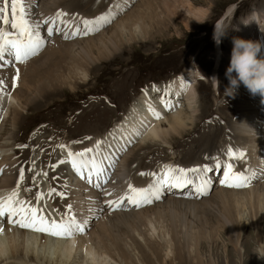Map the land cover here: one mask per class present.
<instances>
[{
	"label": "bare ground",
	"instance_id": "obj_1",
	"mask_svg": "<svg viewBox=\"0 0 264 264\" xmlns=\"http://www.w3.org/2000/svg\"><path fill=\"white\" fill-rule=\"evenodd\" d=\"M212 5V0H206V5L201 0H28V19L40 24L44 46L25 64H12L0 71V79L7 85V90L0 93V200L10 196L14 192L11 188L16 187L27 200L44 206L58 222L74 217L83 231H74L70 237H56L21 228L8 223L4 217L0 219V264H205L200 255L203 242L212 244L225 240L239 250L240 238L250 225L257 235H264L258 224V219L264 220V97L252 95L241 84L232 97L234 117L227 119L221 114L220 125L214 122L199 131L197 128L202 122L199 120L207 113L208 117L209 112L199 91L203 83L200 76L204 74L197 63L188 64L170 85L164 84L165 93L160 95L170 108L165 107L161 98L156 99L155 90H145L139 99H132L131 105L123 109L127 110L119 118L123 122H117L109 135L88 134L74 143H67L57 134L55 139L50 137L39 150H45L44 157H49L40 159L45 160L43 167L27 162L32 149L15 147L20 140L18 130L31 105H46L65 91L76 93L93 78L97 80L107 66L111 67L110 74L116 72L120 76V79L116 77V85L120 94L125 93L136 75L124 76L123 64L112 66L119 63L117 59L126 48L133 47L135 41L163 38L170 31L179 35L182 28L193 32L214 16ZM57 10L74 15L75 21L81 17L80 25L83 20L97 21L101 16L106 19L94 23L95 30L87 36L67 35L65 39L54 31L49 37L42 21ZM235 13L233 7L229 8L215 25L225 28L228 22L232 24ZM251 13L234 23L228 47L232 51L234 38L257 42L261 45L257 56L260 59L264 58V6ZM52 26L56 29L55 24ZM0 28L13 31L10 25L0 24ZM223 44L222 39L217 45L212 72V81L218 88L223 84L222 70L231 59ZM5 55L8 61L14 59V54ZM17 68L19 79L13 86ZM134 81L138 82L136 77ZM135 89L133 86L131 90ZM112 91L107 92L106 98ZM102 100L120 109L117 102H106V99L91 103L104 105ZM54 102L50 108L57 105ZM91 103L87 106L94 108ZM125 103L123 100L121 106ZM227 105L223 108L228 109ZM150 106L162 118H155L149 111ZM93 108L85 107L79 120L95 117L99 111ZM15 127L18 129L13 132ZM194 133L197 135L193 142L185 145L186 138ZM227 136L231 138L224 140ZM97 141L102 142L98 149ZM89 148L95 150L83 159L95 158L103 169L99 175L92 176L91 182L82 179L72 166L75 154ZM229 148L237 153L243 151V159L230 158ZM182 149L183 158L179 159L175 154ZM210 150H214L219 159L217 168L231 163L235 170L249 178L248 186L235 188L213 183L211 171L202 176L210 180L205 195L197 196L191 186L170 188L163 190L159 199L153 198L152 203L140 207L124 202L115 210L109 206V201L118 199L128 190L129 183L147 188L154 183L150 174L161 173L169 165L185 169L205 166L204 154ZM56 153H60V158L53 160ZM137 158L144 161L141 166L136 164ZM28 167H32L30 175ZM90 168L91 165L83 170L85 177ZM190 175L196 180L200 174ZM28 177H32L33 183L26 181ZM40 194L42 198L37 200ZM258 247L264 257V241L259 242ZM207 263L215 264L212 258Z\"/></svg>",
	"mask_w": 264,
	"mask_h": 264
},
{
	"label": "rangeland",
	"instance_id": "obj_2",
	"mask_svg": "<svg viewBox=\"0 0 264 264\" xmlns=\"http://www.w3.org/2000/svg\"><path fill=\"white\" fill-rule=\"evenodd\" d=\"M193 1L198 2L199 0ZM201 1H204L206 5V0ZM212 4V6H214V16H210L208 21H206L205 24L195 31L187 32L184 28H182L179 35L175 34L173 31H170L168 32V35L163 38L155 37V39L151 42L135 41L133 43V47L126 48L125 53L117 59L119 63L117 64L116 62L114 63L115 65L112 66L118 67L120 64H123L126 67L124 76H129L130 74L134 76L136 75L135 77L138 82L135 84L134 77L132 82H130L131 88L125 93L122 92V94H120L118 91L119 88L116 85V82L118 79H120V76H117L118 74L116 75V72L110 74L109 72H111V67L107 66L102 69L103 72L97 76V80H94L93 78L90 80L88 85H82L83 87H81L76 93L65 91L61 96H57L51 100V102L49 100L46 105H31L27 111V114L24 116V122H22L21 130H18L19 136L18 134L17 136L20 140H18L19 142L15 145V147L19 150H21L23 146V148L28 147L32 149V153L29 156L27 162H35V165H40L43 167L45 165V160H47L49 157H44L45 150L44 152L39 150L41 149L40 147L47 143L50 137L55 139L57 135H59V137L65 141L74 143L78 140H82L88 134L106 135L108 133L109 135L115 126H117V122L118 124L123 122L120 119L127 111L126 110L124 112L128 104L132 102V99H135L134 101H136L137 98L139 99L145 90H155L154 94L157 95L156 99L158 98L157 100H159L161 98L160 94L165 93L164 87L166 83L170 85L172 82L171 80H173L174 77L178 75L183 69L189 66L188 64L193 62L199 65V71L204 74L200 76V80H202L203 83L201 88H199V91L201 97H203L202 102H207L206 110L209 112L208 117H206L208 115L207 113L205 116L206 118L204 117V119L201 118L199 120L202 122L200 127L197 129L201 131L207 126H211V124L214 122L218 123L219 120L222 121L221 114L222 117H228L227 119L233 118L234 113L232 96L225 95V89L229 85V81L225 76L226 70L229 67L228 63H226V67H224L222 70L223 84L220 86V88H218V85H215L212 81V72L216 65L215 55L216 50L218 49L217 44L212 39L215 24L225 16V13L229 8L233 7L234 11H236L232 20L233 23L230 24V22H228L226 24L225 28L228 30H226V35L222 38L224 43V51L228 54H231L232 51L229 49L228 44L231 39L229 33H232L233 31L230 29L233 28V25H235L234 23H238L237 21L245 19L251 15L253 9L264 6V0H212ZM228 6L229 8H227ZM227 26H229V28H227ZM154 32L156 31L153 30L152 33L154 34ZM129 66H134L136 68L135 71H133L134 68H130ZM120 74H123V72ZM116 77L118 79H116ZM126 80H128V77L124 79V81ZM124 84L126 83L124 82ZM133 86L136 87L135 90H131ZM111 89L115 91L109 93V95H112L106 98L107 92ZM100 99H106V102L111 103L117 102V108L120 109L117 110L115 106L106 105L105 101L103 100L102 101L104 105H100ZM94 100H97L100 103H91ZM123 100H125L126 103L124 106H121ZM49 102L50 104H48ZM53 102L57 103V105H53L55 107L52 106L53 108H50L49 105H52ZM88 102L94 104L95 107H88ZM226 103L228 104V109L226 107L223 108L224 104ZM231 105L232 108L229 109ZM85 107L89 109L93 108V110H98L99 112L95 114V117L92 116L88 121L79 120V118H81L80 114L83 112ZM98 116L104 117L101 119H96ZM72 121L74 123H72ZM220 124L221 123H218V125ZM91 128L93 130H91ZM11 129L12 126L10 124L9 130ZM17 129L18 128L15 127L13 132H15ZM28 129L29 131L24 133V130L27 131ZM196 133L198 134V132ZM196 133L191 134L190 137H188V140L186 138L185 142L187 143L185 145L193 142L195 136L197 135ZM230 138L231 136H227L223 139L225 140ZM221 139L222 137L219 138V140ZM49 148L51 149V146H49ZM169 149L170 147H168V150ZM183 152V149L177 151L178 154H175V156H178L179 159H182L183 156L181 154ZM20 155H22V153H20ZM204 155H206L205 164L213 169L212 182L215 183L217 182V176L216 174L214 175V171L217 169V163L219 162V159L217 155H215L214 150H210ZM59 156L60 153L54 154L53 160ZM197 156L198 154L194 155V158ZM42 157L43 159H46L44 161H42L43 159L40 161ZM165 161L170 162L169 160ZM142 163H144V161L141 160V158H137L136 164L141 166ZM170 166L171 165L167 167ZM165 168L163 170H165ZM31 171L32 167H28L27 172H29V175L32 173ZM32 180V177H28L26 181L31 184L33 183ZM43 210L47 215H50L49 211L45 207ZM53 218L56 219V216H53ZM258 224L260 229L264 231V220L258 219ZM261 241H264V235H257V231L254 230L253 225H250L248 229L244 230L240 238L239 250H237L234 245L228 243L225 240L222 241L223 243L221 241H218V243L214 242L212 243L213 245L203 242L202 246L200 247V255L204 258L205 264H208L207 262L210 258L214 260L215 264H264V257L260 253L258 247V244Z\"/></svg>",
	"mask_w": 264,
	"mask_h": 264
},
{
	"label": "snow or ice",
	"instance_id": "obj_3",
	"mask_svg": "<svg viewBox=\"0 0 264 264\" xmlns=\"http://www.w3.org/2000/svg\"><path fill=\"white\" fill-rule=\"evenodd\" d=\"M28 0H0V24L10 25L13 31H5L0 28V71L6 69L12 64H25L30 58L37 55L44 46V41L40 37L39 27L40 24H33L28 19L27 14ZM68 14L63 11H58L55 14V19L67 16ZM104 16L98 18L97 21L83 20V29L77 27L71 34L77 35H89L93 29L92 25L99 21L105 20ZM42 23L46 26L47 34L50 37L54 31L52 25L55 24V20L52 18H45ZM68 36L65 35V39ZM5 53L9 55L14 54V59L8 61ZM19 79V68L16 69V76L13 77V86ZM7 90V85L3 79H0V93ZM161 102L165 104L166 108H170L163 98ZM149 111L153 113L155 118H162L158 112L151 106ZM101 141H97L96 148L98 149ZM64 147V146H61ZM95 149H85L83 152L75 154L72 160L73 169L81 176L82 179H88L91 182L93 175H99L103 169L95 158L91 160H84L83 158L92 153ZM72 156V153H69ZM227 155L232 159H243L244 152L237 153L232 148L228 149ZM64 161H61L63 163ZM91 165L88 171V176H84V169H87ZM225 171L223 172L224 179L221 181L227 187L242 188L248 186V177L243 173H237L233 169V165L228 163L225 165ZM213 171V169L207 165L196 168H179V167H166L162 173H151L154 183L150 184L147 188H136L129 183L128 191L124 196L120 197L119 201H109V206L113 207V210L120 207L126 200L128 203L140 207L143 204H150L153 202V198L159 199L160 194L165 189L170 188H188L192 187L193 192L199 195H205L210 185V180L202 178L203 175ZM197 175L196 180L192 178L190 174ZM145 175V173H140ZM23 179V171L21 170V180ZM199 181V182H197ZM63 195V194H60ZM111 195V193H108ZM18 192L14 191L10 196L4 200H0V217H5L8 223H15L21 228H29L34 231L47 233L56 237H70L74 231L82 232L83 228L77 224L74 217H68L66 220L57 222L56 220L48 221L42 214L38 215V212L42 213V210L30 205V202L19 200ZM42 198V194L37 196V200ZM71 209V206H68ZM2 231V229H0Z\"/></svg>",
	"mask_w": 264,
	"mask_h": 264
},
{
	"label": "clouds",
	"instance_id": "obj_4",
	"mask_svg": "<svg viewBox=\"0 0 264 264\" xmlns=\"http://www.w3.org/2000/svg\"><path fill=\"white\" fill-rule=\"evenodd\" d=\"M226 30L222 25H215L212 39L217 45L226 35ZM260 51L261 45L257 42L233 39L230 64L225 73L229 81L225 95L234 98L236 91L243 84L252 95L259 94L264 97V58H257Z\"/></svg>",
	"mask_w": 264,
	"mask_h": 264
}]
</instances>
